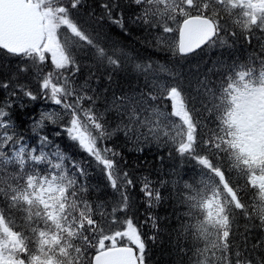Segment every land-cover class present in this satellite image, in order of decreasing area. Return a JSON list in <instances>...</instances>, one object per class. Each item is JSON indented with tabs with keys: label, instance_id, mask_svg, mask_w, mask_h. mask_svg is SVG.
Segmentation results:
<instances>
[{
	"label": "trees",
	"instance_id": "trees-1",
	"mask_svg": "<svg viewBox=\"0 0 264 264\" xmlns=\"http://www.w3.org/2000/svg\"><path fill=\"white\" fill-rule=\"evenodd\" d=\"M83 3L84 7L81 8L69 7L68 16L72 31L67 32L69 37L67 40L65 38L68 47L74 49L75 58L72 62L76 66V74L72 75L71 70L68 69L64 72L59 71L58 74L54 72L53 76L60 84L62 78L68 79L67 75L73 76L75 95H83L84 91L88 94V97L80 96L78 100L72 99L69 92L58 93L63 96L64 106L66 105L70 112L69 116L78 120L82 130L86 129L87 134L96 139L102 159L100 161L95 159L97 149H93V154L89 156L77 147V142L67 139L63 134L57 137L55 129L61 125V119L66 120L67 114L54 119L53 123L48 122L43 132L51 137L69 161L78 162L85 170L86 183L89 185L85 200L102 201L107 206H111V203L116 201L117 197L108 188L104 175L106 170L115 174L116 169H109L102 163L103 159H115L119 169L127 171L133 184L147 176L153 182L152 191L155 193L158 188L160 192L159 202L153 201V206L148 208L138 184L134 189L126 188L128 197L124 215L141 224L143 243L148 245V264H230V252L227 249L224 233L233 230L231 218L228 219L227 227L223 225L231 205L235 203L229 185H239L237 191L241 198L245 203L251 201L253 209L250 214L235 213L241 238L247 233V247L252 257L243 264H261L264 261V247L252 249L251 246L253 241L259 243L258 237H264V200L260 192L253 198L250 194L251 190L244 184L242 170L245 164L240 155V146L234 130L231 129L225 114L227 106L225 89L220 91L225 101L221 109L215 108L214 111L207 109L210 102L207 95L209 94L210 99H213V84H217L218 75L222 72L223 85H227L230 79L233 80L238 76L251 78L256 76L255 79L258 81L261 73L264 72L261 68L249 71L241 69L233 75L225 69V62L228 59L233 60L232 63L238 66L247 64L250 58L257 55L259 51L257 43L255 41L249 43L246 39L247 29L251 27L246 28L231 8L225 6L224 9H219L217 5V10L231 13L229 24L231 28H227V33L235 31L236 34L233 36L222 32L219 40L214 44L182 58L178 55H170L171 48L167 44L157 46L154 38L155 25L149 27L139 22L126 24V30L122 31L110 27L99 18L101 12L96 8L97 0H83ZM172 6L173 4L169 9L173 11ZM134 14V11L129 13L130 16ZM166 14L171 16L170 13ZM225 19L228 17L224 16L217 21L224 26ZM149 20L151 22V17ZM157 22L168 23L162 19ZM171 22L174 27H178L180 17H175ZM81 28L84 31H81ZM89 37L96 48H103L106 54L114 53L113 59L117 60V64L110 63L107 57L97 56L93 48L85 43ZM222 40L225 45L219 46ZM173 42L178 44L177 39ZM15 58L16 56L8 54L6 58L0 59V68L6 72L11 71L8 61ZM37 59L39 58L34 56L32 61L36 62ZM148 62H152L153 71L146 79L145 73L135 65L139 63L143 67ZM157 63L166 65L167 71L174 73L175 82L182 84L190 102L191 113L186 103L184 111L180 112L179 116L162 122L157 121L156 115L144 111L146 103L144 94L150 93L151 81L171 79L167 74L160 72ZM226 75L232 76L225 79ZM32 87L34 89L35 85ZM137 98L138 102H134ZM36 104L40 105L38 108L40 110L45 102L38 100L29 104L28 108L34 109ZM38 109L33 112L35 118ZM196 115L200 117L196 124H204L209 130L205 133L206 143L215 144L219 149L218 154L207 151L199 158L207 159L210 165L223 167L224 174L220 173L219 167H213L212 172L216 173L213 175L207 171L208 165L202 167L188 153L183 156L178 155L176 148L180 144H185L184 141L189 135L197 139L200 137V132L194 130L192 123ZM22 119L30 118L25 114ZM97 124H99L98 128L95 127ZM169 124L173 127L169 128ZM96 132L101 135H95ZM25 134L30 135L27 132ZM49 150L45 149V151ZM229 161L234 165L237 161L240 163L238 167H229ZM186 185L193 189L199 187V194L195 197L189 196ZM67 187L69 185L60 186L55 192V198L62 199ZM211 198L218 214L207 216L206 212L209 214V211L206 201ZM2 206L3 201H0V207ZM90 207L79 208L73 205V211L83 214L80 219L85 224L91 218ZM37 211L39 207L34 202L31 208L32 215L35 216ZM22 215L14 213L16 224L20 228L26 227L21 219ZM152 216L155 217L156 232L149 226L151 221L146 222V217ZM249 216L255 219H248ZM188 225H191L195 231H189ZM120 229V222L116 224L105 222L102 228L96 229L99 235L98 242L95 236L89 234L88 238L93 242L94 247H86L84 241H81L79 246L86 248L87 255L91 257L101 243L110 244L113 238L119 244L135 245V239L127 237L131 229L135 231L134 226L129 223L126 229L123 231ZM153 236H155L154 241L151 239ZM64 239L67 240L68 237L64 236ZM233 239L240 243V239L235 237ZM138 240L141 243L140 236L137 237L136 241ZM197 257L200 259L197 260Z\"/></svg>",
	"mask_w": 264,
	"mask_h": 264
},
{
	"label": "snow or ice",
	"instance_id": "snow-or-ice-1",
	"mask_svg": "<svg viewBox=\"0 0 264 264\" xmlns=\"http://www.w3.org/2000/svg\"><path fill=\"white\" fill-rule=\"evenodd\" d=\"M217 5L219 9H224V0H178L173 4L175 12L169 9L167 0H97L96 8L101 12L100 19L108 23L110 27L119 28L122 31L126 30V24L139 22L149 27L155 25L154 38L157 46L167 44L171 48L170 55L174 54L183 58L209 45L212 41L219 40L217 28L225 34L233 36L236 34L235 31L227 33L231 13L217 10ZM81 7H84L83 0H76L71 4L72 9ZM130 11H134L135 14L130 16ZM166 13H171V16ZM177 16L180 17L181 27L197 16L201 18L205 26L202 42L190 48H181L173 42L178 39L180 31V28L174 27L171 22ZM224 16L228 19L224 20V26L221 27L215 21ZM161 19L168 23H158L157 21ZM252 23L253 27L247 29L246 39L249 43L255 41L259 51L257 55L249 59L247 64L233 66L235 70L249 71L257 68L264 70V25H261L260 19H254ZM81 31L84 29L81 28ZM90 40L89 37L85 43L93 48L97 56L107 57L110 63L117 64V60L113 59L114 53L106 54L103 48H96ZM10 53L16 56L15 59L8 61L12 70L6 72L0 68V93H2L0 94V201H3V206L0 207V221L8 223L11 233V238L6 233H0V256L4 257L2 264H34L35 261H39V264H96V257H89L86 248H81L79 245L81 241H84L86 247H94L95 245L88 238L89 234L95 236L98 242L99 235L96 229L102 228L105 222L110 224L120 222L121 231L131 223L141 240L137 249L140 253L137 264H141V260L143 264H148V245L143 243L141 224L124 215L128 197L126 188L134 189L138 184L148 208L153 206V201L159 202V189L157 188L155 193L152 191L153 182L147 176L133 184L127 171H121L115 159H103V165L109 169H116L115 174L106 170L104 175L108 188L117 199L111 203V206H107L102 201H86L84 197L89 191V185L86 183L85 170L78 162L69 161L51 137L43 132L46 127L45 122L53 123L58 111H41L38 118H35L33 112L40 105L36 104L34 109L28 108L29 104L39 100L45 102L46 108L54 105L59 112L69 111L64 108L63 96L58 95L63 92V88L59 82L53 80L52 76L54 72L58 74L59 70H63L66 66L71 70L72 75L76 74V66L70 63V58H75L74 49L69 48L68 54L62 55L56 64H52L50 58L37 59L33 62L20 50L0 46V59L6 58ZM135 67L145 73L146 79L147 75L153 71L152 62L146 63L143 67L137 63ZM158 67L161 73L167 74L171 79L170 81L156 79L151 81L150 93L144 94L146 98L144 111L156 115L157 121L162 122L179 116L180 112L184 111L186 103L191 113L190 102L187 100V93L182 84L175 82L174 73H169L166 65L158 64ZM232 74L235 75V71H232ZM52 84L55 86L50 87ZM32 85H35L34 89ZM159 101L164 103L160 104ZM25 114L29 116V120L22 119ZM199 119L200 117L196 115L192 121L194 130L200 132L199 139L189 135L187 139L193 143L180 144L176 150L181 156L188 153L202 167L208 165L207 171L215 175L212 168L219 165H210L207 159L199 157L207 151L218 154L219 149L215 144L206 143L205 133L209 130L204 124H196ZM95 127L98 128L99 124ZM168 127L171 128L173 125L169 124ZM26 132L30 135H26ZM55 133L57 137L63 134L67 139L77 142V147L89 156L93 154V149H97L95 159L97 161L102 159L96 139L90 137L86 129L82 130L80 122L72 119L71 116H68L64 123L55 129ZM95 135H101V133L96 132ZM45 149L50 150L45 151ZM239 163L240 161H237L234 165L232 161H229V167H238ZM219 171L224 174L225 169L219 167ZM254 177L258 178L255 184L252 182ZM242 178L244 184L251 190L250 194L255 198L260 192V181H264V163L247 159L242 170ZM63 185H69L64 197L55 198L52 193ZM229 186L235 197V203L231 205L223 226L227 227L228 219L231 218L233 230L226 231L224 238L230 252V264H243L245 260H251L252 257L247 247V233H244L241 238L235 213L250 214L253 209L251 201L245 203L241 198L237 191L239 185L230 184ZM185 187L188 189L189 196L195 197L199 194V187L195 189L189 185ZM34 202L39 207L35 216L31 212ZM73 205L79 208L91 206V218L86 224L80 219L83 214L73 211ZM14 213L23 214L21 219L26 227L17 226ZM248 219H255V217L249 216ZM147 221H151L149 226L156 232L155 217H146ZM187 227L189 231H195L191 225ZM64 236L68 239L65 240ZM234 237L240 239L239 244L236 239H233ZM151 239L154 241L155 236ZM257 239L259 243L253 241L252 249L264 247V237ZM199 259L197 257V260ZM261 264H264V261Z\"/></svg>",
	"mask_w": 264,
	"mask_h": 264
},
{
	"label": "rangeland",
	"instance_id": "rangeland-1",
	"mask_svg": "<svg viewBox=\"0 0 264 264\" xmlns=\"http://www.w3.org/2000/svg\"><path fill=\"white\" fill-rule=\"evenodd\" d=\"M40 1L47 4L44 12L45 14H47L46 29L49 32L47 35V40L43 52H46L50 56L51 61L57 63L58 61H60L63 55L62 51H60L58 30L63 24L67 25L63 5L66 7V4L68 5L70 3V0H61L63 4L56 3L55 0ZM225 1L227 2L226 5H229L230 7H235L237 9L234 12V15L237 17V19H241L242 22L244 21L243 24L246 26V28L248 26H250L251 28L253 27L252 22L254 19H260L261 25H264V18H262L264 17V0ZM174 3H176L175 0H169L168 7ZM57 14L59 15L58 18ZM229 24L227 25V28H231ZM223 45H225V42L222 40L219 46ZM232 62L233 60L228 59L225 62V69H228L229 73H232V71H235L236 73L237 70L233 68V66L236 65ZM218 76L220 79L218 78L217 84H213V99H210L209 94L207 95V99L210 101L209 107L207 108L208 111H214L215 108L221 109V106L225 102L220 95V91L223 85V72ZM230 76L232 75H226L225 77H227L228 79L230 78ZM52 78L54 81H56V78L54 76H52ZM62 82L60 84L63 88L62 94H66L67 92H69L71 98L75 97V99L77 98L78 100H80V96L88 97V94L85 91L83 92V95H73L72 85L65 84L66 82L64 78H62ZM220 82L221 84L218 85V83ZM243 82L244 83L242 86H237L230 93L228 92V97L231 101L229 122L231 124V128L234 129V131L236 132L237 143L240 146V155L244 164L247 163V159L264 163V78L262 79V82L260 84H252V82H247L246 80H244ZM54 86V84L51 85V87ZM209 90L211 91V89ZM45 110L49 112L58 111V114L55 116V119L58 118L59 115H61L59 110H57L55 107H48L45 108L43 111ZM40 111L41 110L38 109L37 115H39ZM60 122L61 124L64 123L62 119ZM185 126L186 125H184V127ZM190 141L191 140L186 139L184 143L189 144ZM252 182L254 184L257 183L258 178L254 177L252 179ZM224 187H226V185H224ZM260 193L264 200V181H260ZM206 202V207L209 211V214L208 212H206L207 216L218 214L217 210L215 211L214 209V202L212 198L208 199ZM0 233H6L8 237L11 238V233L9 229H7L4 221H0ZM127 237L135 240L137 239L135 231L132 230L128 232ZM3 259L4 257L0 256V264H2ZM49 259H53V257H49ZM34 264H39V261H35Z\"/></svg>",
	"mask_w": 264,
	"mask_h": 264
},
{
	"label": "water",
	"instance_id": "water-1",
	"mask_svg": "<svg viewBox=\"0 0 264 264\" xmlns=\"http://www.w3.org/2000/svg\"><path fill=\"white\" fill-rule=\"evenodd\" d=\"M34 12L35 7L26 0H0V45L22 52L36 48L41 41V28L35 22ZM204 31L200 17L189 20L181 27L180 47L190 48L202 42ZM30 35H36L34 41L29 40ZM95 257L96 264H137L138 260L136 250L130 246L104 250Z\"/></svg>",
	"mask_w": 264,
	"mask_h": 264
},
{
	"label": "bare ground",
	"instance_id": "bare-ground-1",
	"mask_svg": "<svg viewBox=\"0 0 264 264\" xmlns=\"http://www.w3.org/2000/svg\"><path fill=\"white\" fill-rule=\"evenodd\" d=\"M93 71H94V69H93ZM83 72H84V71H83ZM127 101H128V99H127ZM134 102H138V98L135 99ZM63 113H64V112H63ZM125 113L127 114V111H125ZM67 115H68V114H67ZM36 118H38V115L36 116ZM48 122H50V121H46L45 124H47Z\"/></svg>",
	"mask_w": 264,
	"mask_h": 264
}]
</instances>
